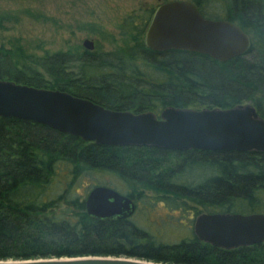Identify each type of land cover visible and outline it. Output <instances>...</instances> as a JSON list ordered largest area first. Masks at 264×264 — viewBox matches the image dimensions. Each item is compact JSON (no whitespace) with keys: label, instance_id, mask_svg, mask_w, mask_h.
Returning a JSON list of instances; mask_svg holds the SVG:
<instances>
[{"label":"trees","instance_id":"obj_1","mask_svg":"<svg viewBox=\"0 0 264 264\" xmlns=\"http://www.w3.org/2000/svg\"><path fill=\"white\" fill-rule=\"evenodd\" d=\"M193 1L204 15L239 24L250 36L248 50L223 61L194 50L151 49L144 32L152 6L123 18L124 44L114 49L75 44L40 55L19 38L1 43L0 78L67 90L115 109L159 113L167 105L230 107L253 100L264 116V0H217L219 14ZM99 170L114 172L136 201L151 190L153 201L171 209L192 202L194 211H264L263 151L101 144L34 120L0 116V258L92 254L176 264H264V241L215 246L195 235L189 219H164L150 225L159 228L154 230L130 216H90L88 190L82 195L78 187L83 176ZM173 222L186 232L176 240L159 239L158 231L174 228Z\"/></svg>","mask_w":264,"mask_h":264},{"label":"water","instance_id":"obj_2","mask_svg":"<svg viewBox=\"0 0 264 264\" xmlns=\"http://www.w3.org/2000/svg\"><path fill=\"white\" fill-rule=\"evenodd\" d=\"M145 43L154 50L188 49L218 60L244 54L249 34L236 22L204 15L193 0H166L154 9ZM87 49L94 41L84 38ZM0 116L30 119L85 140L111 145H152L172 150L264 152V116L254 104L230 107L164 106L159 113L104 106L67 90L0 78ZM87 213L97 219L130 216L132 197L107 184H93L85 196ZM195 235L231 248L264 241V212H199ZM0 264H176L124 255H62L0 258Z\"/></svg>","mask_w":264,"mask_h":264},{"label":"rangeland","instance_id":"obj_3","mask_svg":"<svg viewBox=\"0 0 264 264\" xmlns=\"http://www.w3.org/2000/svg\"><path fill=\"white\" fill-rule=\"evenodd\" d=\"M163 1L166 0H0V44H9V41L19 38L23 46L41 55L67 49L70 45L83 46V39L90 38L101 49H114L124 44L119 24L127 14L141 8H155ZM200 2L205 11H217L218 14L223 11L217 0ZM245 102L254 104L253 100ZM98 181L122 192L127 189L126 183L114 172L99 170L82 177L78 192L84 195ZM152 194L151 190L146 191L145 200L138 201L135 212L130 216L133 221L148 229L164 219L182 221L181 224L189 222L195 203L190 202L191 207L171 211L160 200L153 201L151 197L155 195ZM261 196L264 197V193ZM170 211L174 214L170 215ZM175 225L168 230L163 226L157 233L158 238L172 241L186 232L185 225L178 228Z\"/></svg>","mask_w":264,"mask_h":264},{"label":"flooded vegetation","instance_id":"obj_4","mask_svg":"<svg viewBox=\"0 0 264 264\" xmlns=\"http://www.w3.org/2000/svg\"><path fill=\"white\" fill-rule=\"evenodd\" d=\"M118 190H119V189H118ZM120 191H121V190H120ZM123 193H124V192H123ZM127 195H129V194H127ZM129 196L133 198L134 203H135V209H136V205H137V203H138V201H136V197H135L134 195H133V196H132V195H129ZM161 202L164 203L163 201H161ZM167 207H168V206H167ZM168 208H169V207H168ZM170 209H171V208H169V210H170ZM172 210H175V209H171V211H172ZM194 210H195V209H194ZM194 210L192 211L191 215L188 217V219L191 220V226H192V229H193V222H194V218H195V216H196L199 212H203V211H194ZM171 211L169 212V214H170V215L174 214V212H171ZM134 212H135V210H134ZM134 212H133V213H134ZM250 212H264V211H262V210H261V211L258 210V211H249V212H243V213H250ZM133 213H132V214H133ZM132 214H131V215H132ZM131 215H130V216H131Z\"/></svg>","mask_w":264,"mask_h":264}]
</instances>
